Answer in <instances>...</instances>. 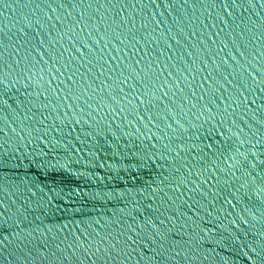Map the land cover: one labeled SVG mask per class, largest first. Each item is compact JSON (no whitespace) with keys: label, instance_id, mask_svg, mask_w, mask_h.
<instances>
[{"label":"water","instance_id":"obj_1","mask_svg":"<svg viewBox=\"0 0 264 264\" xmlns=\"http://www.w3.org/2000/svg\"><path fill=\"white\" fill-rule=\"evenodd\" d=\"M0 264H264V0H0Z\"/></svg>","mask_w":264,"mask_h":264}]
</instances>
